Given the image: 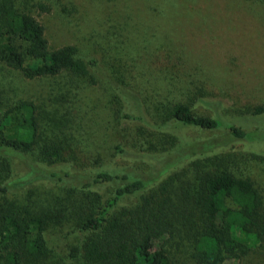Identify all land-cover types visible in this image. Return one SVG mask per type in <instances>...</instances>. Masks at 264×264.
<instances>
[{
  "label": "rangeland",
  "instance_id": "374dc122",
  "mask_svg": "<svg viewBox=\"0 0 264 264\" xmlns=\"http://www.w3.org/2000/svg\"><path fill=\"white\" fill-rule=\"evenodd\" d=\"M37 2L49 9H39ZM17 3L42 22L50 48L75 45L96 64L86 78L62 74L27 79L0 61L2 97L7 101L34 100L46 132L60 130L78 146L73 163L48 167L62 170L64 183L71 182L66 172L82 174L92 169L87 172L108 170L120 177L135 173L157 184L171 172L187 168L183 162L160 175L167 163L176 162L183 154L172 153L165 160L152 155L156 147L153 116L157 113L163 122L169 107L177 103L189 105L197 114L216 116L223 123L221 128L207 131L169 121L183 143L223 138L229 123L264 134V117L245 116L255 106L264 105V1ZM122 108L132 111L137 120L123 119ZM221 151L222 155L237 153L238 158L233 155L228 160L230 168L238 177L250 178L264 198V159L243 155L244 151L264 154V139L237 142ZM183 179L193 181L192 176ZM49 183L46 185H52ZM118 184L120 180L93 188L109 195ZM35 186L54 190L45 184L29 185L10 190L6 197L56 213L48 196L31 190ZM55 236H65L64 242L73 238L60 231ZM233 264H264V243Z\"/></svg>",
  "mask_w": 264,
  "mask_h": 264
},
{
  "label": "trees",
  "instance_id": "16d2710c",
  "mask_svg": "<svg viewBox=\"0 0 264 264\" xmlns=\"http://www.w3.org/2000/svg\"><path fill=\"white\" fill-rule=\"evenodd\" d=\"M17 5V0H0V61L27 79L88 77L95 61L75 45L50 48L42 22ZM36 6L49 9L43 2ZM168 110L163 122L157 113L153 116L152 155L165 160L172 153L183 154L160 175L183 162L187 168L157 184L135 173L120 177L86 169L66 172L68 184L62 170L48 167L77 159L72 138L60 130L48 134L34 100L7 101L0 94V264H233L259 249L264 243V198L250 178L238 177L230 168L228 160L238 158L237 153L222 155L221 149L261 141L264 134L229 123L223 138L183 143L169 121L207 131L223 123L184 103ZM119 113L137 120L132 111L122 108ZM245 116L264 117V105ZM243 155L264 159L254 151ZM189 176L193 181L183 179ZM116 180L120 184L109 195L93 188ZM37 184L54 187L31 190L48 196L56 213L6 197L14 188ZM57 231L73 235L72 240L58 239Z\"/></svg>",
  "mask_w": 264,
  "mask_h": 264
}]
</instances>
